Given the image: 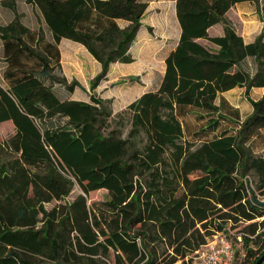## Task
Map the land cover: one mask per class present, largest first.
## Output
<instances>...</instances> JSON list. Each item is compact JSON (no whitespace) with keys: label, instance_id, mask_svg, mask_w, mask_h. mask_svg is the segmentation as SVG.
<instances>
[{"label":"trees","instance_id":"1","mask_svg":"<svg viewBox=\"0 0 264 264\" xmlns=\"http://www.w3.org/2000/svg\"><path fill=\"white\" fill-rule=\"evenodd\" d=\"M151 1L25 0L39 10L50 38L16 18L0 26V123L14 128L0 142V264H96L93 257L109 251L115 264H184L212 234L238 223L247 224L243 264L264 254V233L247 235L258 232L264 198L246 179L254 174L264 194V147L251 149L264 142V95L249 100L253 111L244 119L223 99L215 104L236 87L264 88V29L246 44L225 17L241 2L260 13L264 0H174L179 39L157 88L127 106L125 136L107 130L112 112L105 101L54 93V84L81 89L52 74L61 68L62 39L100 65L93 89L112 64L134 61L130 50ZM0 3L15 12L14 0ZM216 24L223 34L210 37ZM248 58L253 74L242 66ZM75 185L82 195L61 214L45 210ZM97 190H106L107 200L91 212L84 195ZM157 243L172 249L168 259L159 261Z\"/></svg>","mask_w":264,"mask_h":264},{"label":"rangeland","instance_id":"2","mask_svg":"<svg viewBox=\"0 0 264 264\" xmlns=\"http://www.w3.org/2000/svg\"><path fill=\"white\" fill-rule=\"evenodd\" d=\"M14 1L15 12H12L0 3V26L10 23L16 18L20 24L29 30L41 31L45 39H49L50 33L42 21L39 10L27 4L25 0ZM260 4L264 17V2ZM141 23L142 27L130 50L134 61L131 64L116 63L111 65L105 79L99 81L93 89H91V82L100 72V65L87 53L84 47L77 43L67 39L62 40L60 45L61 68L58 70L53 66L52 71V74L57 78L63 77L67 83L76 81L81 86V89L75 87L74 91L69 93L64 86L54 84L53 90L59 99L69 98L89 102L92 96L105 101L106 106L112 112L111 118L107 122V130H121L123 136L126 135L130 124L129 115L125 113L127 106L145 92L154 91L157 88L164 71V59L176 44L178 25L175 18L173 0H152L149 2ZM118 25L123 28L127 23L118 21ZM206 46L211 47L209 43H206ZM2 54V43L0 41V84L4 86L2 72L6 65ZM130 77H138V81L131 82L129 80ZM247 95L249 94L246 91V97H249ZM249 100L251 99L248 98ZM119 115L123 118L122 126H119L120 120L117 117ZM13 133L14 128L11 122L0 123V142L11 137ZM251 147L252 152L255 154L259 153L262 147H264V142L257 140L256 144H253ZM246 179L258 198H264L262 190H257V177L248 172L246 173ZM79 195H82V192L75 185L67 197L60 201L53 200L46 203L44 204V208L46 211L56 208L59 214H61ZM84 198L89 210L91 212H98V210L104 209L103 202L107 200V192L106 190L93 191L84 195ZM254 222H257L258 232L254 235L247 234L250 238H255L258 233H264V218L257 219ZM41 225L42 223L38 224V226ZM246 226V223H238L231 231L235 234L241 232ZM155 246V250L159 255V261L170 257L172 249L167 247L166 244L157 243ZM253 247L256 251L258 250L257 246ZM92 260L96 264H102V262L104 264H115V257L112 251H109L107 256L93 257Z\"/></svg>","mask_w":264,"mask_h":264},{"label":"crops","instance_id":"3","mask_svg":"<svg viewBox=\"0 0 264 264\" xmlns=\"http://www.w3.org/2000/svg\"><path fill=\"white\" fill-rule=\"evenodd\" d=\"M173 4H174V11H175V1L174 0H173ZM260 8H262L261 4H260ZM225 17L232 23V25L234 26L236 30V33L242 37L244 43L246 44L252 43L264 29V17L262 15V12L260 11V13H258L256 6L250 2H241V3L235 4L227 11V13L225 14ZM208 34L210 37L221 36L223 34L222 27L219 24H216L208 29ZM179 35H180V28L178 26L177 41L179 39ZM62 40L60 41L58 45L59 51H60V45L62 43ZM198 41L201 44H205V45L206 43H208L205 40H198ZM60 57H61V51H60ZM242 66L250 74H253L255 71V65L251 58L246 59L245 63H243ZM161 77H160V80H161ZM247 93L249 94L247 95L249 97H246L245 87L233 88L229 91L219 94L216 97L215 104L219 105L221 100L223 99L225 102H227V104L230 107L237 110L240 118L243 119L246 116L250 115L253 111L252 106L249 105L250 103L248 101V98H250L253 101L259 100L264 95V88H251L247 91ZM7 122H10V121H7ZM174 264H180V262H176Z\"/></svg>","mask_w":264,"mask_h":264},{"label":"built area","instance_id":"4","mask_svg":"<svg viewBox=\"0 0 264 264\" xmlns=\"http://www.w3.org/2000/svg\"><path fill=\"white\" fill-rule=\"evenodd\" d=\"M231 230L227 226L212 234L200 250L185 258L184 264H243L246 257L243 233L234 234Z\"/></svg>","mask_w":264,"mask_h":264},{"label":"water","instance_id":"5","mask_svg":"<svg viewBox=\"0 0 264 264\" xmlns=\"http://www.w3.org/2000/svg\"><path fill=\"white\" fill-rule=\"evenodd\" d=\"M263 261H264V254L257 260L255 264H262Z\"/></svg>","mask_w":264,"mask_h":264}]
</instances>
